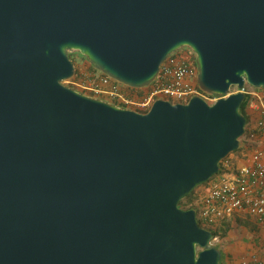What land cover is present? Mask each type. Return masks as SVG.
<instances>
[{
	"label": "water",
	"instance_id": "obj_1",
	"mask_svg": "<svg viewBox=\"0 0 264 264\" xmlns=\"http://www.w3.org/2000/svg\"><path fill=\"white\" fill-rule=\"evenodd\" d=\"M184 48L214 103L64 83L77 52L145 88ZM245 83L264 88V0H0V264H221L179 202L239 148Z\"/></svg>",
	"mask_w": 264,
	"mask_h": 264
},
{
	"label": "built area",
	"instance_id": "obj_2",
	"mask_svg": "<svg viewBox=\"0 0 264 264\" xmlns=\"http://www.w3.org/2000/svg\"><path fill=\"white\" fill-rule=\"evenodd\" d=\"M190 53L180 50L170 55L161 64L151 88L141 98L128 96L125 85L97 70L80 72L64 83L87 95L139 112L148 111L158 98L187 103L191 97L200 96L212 104L219 96L205 93L198 87L195 57ZM239 91L245 94L247 109L260 116L258 128H264V88L245 83L241 88L231 86L227 95ZM229 155L220 161L219 172L200 185L198 201L194 204L197 221L211 231L235 215L247 214L264 227V147L250 155L242 151L235 159ZM238 264L248 262L241 259Z\"/></svg>",
	"mask_w": 264,
	"mask_h": 264
},
{
	"label": "rangeland",
	"instance_id": "obj_3",
	"mask_svg": "<svg viewBox=\"0 0 264 264\" xmlns=\"http://www.w3.org/2000/svg\"><path fill=\"white\" fill-rule=\"evenodd\" d=\"M70 59L73 61L74 66H75V70H77L78 73H80V72L83 73L85 71H91L92 70L91 65L87 62V60L83 56L79 57L77 54H73V56ZM246 141H247V135H242V137L239 138V147H242V148L241 149L238 148V150L233 151V152L229 153L230 155L229 154L228 155L232 159H235L236 157L241 155L242 151H243V153L253 152L256 149L261 148L260 146L262 144H261L260 140L257 141V139H255V138L249 139L248 145L250 147H246V145H245ZM200 191H201L200 186H198L194 189L195 199L192 203L185 202V205L187 207L193 206L195 204V201H198ZM234 217H235L236 221H234L233 219L225 220L219 225L218 228L220 229V232L223 231V229L226 230L225 235H223V237L217 236V237H214L212 239V244L215 245L216 247H218L222 251L223 255L227 251L228 243L230 240L229 237L232 235L233 231H234V234L239 237L243 234L240 231L245 230V231L250 232L251 229H254L255 231L258 230L259 224H257L256 220L253 217H251L247 214H242L240 216H234ZM262 228L264 229L263 226H262ZM262 228H260V229H262Z\"/></svg>",
	"mask_w": 264,
	"mask_h": 264
},
{
	"label": "crops",
	"instance_id": "obj_4",
	"mask_svg": "<svg viewBox=\"0 0 264 264\" xmlns=\"http://www.w3.org/2000/svg\"><path fill=\"white\" fill-rule=\"evenodd\" d=\"M247 111L251 113L253 117L250 127H258L257 121L260 116L248 109ZM256 137L257 138L255 139H257V141H261L262 145L260 147H264V128H259V134ZM251 153L252 152H246L247 155H250ZM230 219L236 221L234 216L227 220ZM260 228H262L261 225L258 226L257 231L254 229H251L250 232L245 230L240 231L243 234L239 237L235 235L233 231L232 235L229 237L230 240L227 251L224 254V261L226 264H238L241 259H245L248 264H264V229Z\"/></svg>",
	"mask_w": 264,
	"mask_h": 264
},
{
	"label": "trees",
	"instance_id": "obj_5",
	"mask_svg": "<svg viewBox=\"0 0 264 264\" xmlns=\"http://www.w3.org/2000/svg\"><path fill=\"white\" fill-rule=\"evenodd\" d=\"M91 69L95 70L92 66H91ZM78 75H79L78 71L75 70L74 76L77 77ZM151 86L150 87H145V88H130V87L126 86L125 88H126V92H127L128 96L134 97V98H141L151 88ZM240 112L244 115L245 120H246L245 130H244V133H243V135H247V141L245 142V145L247 147H250L248 145V141H249V139L257 138L256 136L259 134V128L258 127H253V128L250 127L251 126L250 123H251L253 117H252V114L247 111V100H244L242 102V104L240 106ZM241 148L242 147H239V149H241ZM219 165L221 166V162L219 163ZM194 199H195V194H194V190H193L188 196H186L185 198H183L179 202V206L181 208H183V209L192 208V209L195 210V206L194 205L193 206H189V207H187L185 205V202L192 203L194 201ZM199 225H200V223H199ZM211 231H212L213 238L217 237V236L223 237V235H225V232H226V230H224V229H223V231L220 232L219 228L216 229V230H211ZM224 257L225 256L222 253L221 261H220L221 264H226L225 261H224Z\"/></svg>",
	"mask_w": 264,
	"mask_h": 264
},
{
	"label": "flooded vegetation",
	"instance_id": "obj_6",
	"mask_svg": "<svg viewBox=\"0 0 264 264\" xmlns=\"http://www.w3.org/2000/svg\"><path fill=\"white\" fill-rule=\"evenodd\" d=\"M181 52H189L190 53V50L189 49H187V48H184V49H182L181 50ZM73 54H77L79 57H82L80 54H78L77 52H75V53H71L70 54V58L73 56ZM191 55H192V53H190ZM151 85H149L148 87H150Z\"/></svg>",
	"mask_w": 264,
	"mask_h": 264
}]
</instances>
